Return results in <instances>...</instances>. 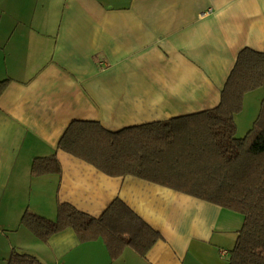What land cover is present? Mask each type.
<instances>
[{
    "label": "crops",
    "instance_id": "crops-1",
    "mask_svg": "<svg viewBox=\"0 0 264 264\" xmlns=\"http://www.w3.org/2000/svg\"><path fill=\"white\" fill-rule=\"evenodd\" d=\"M244 47L264 52V0H0V211L54 220L67 202L99 216L117 197L161 235L144 257L127 247L112 261L101 239L68 227L43 242L17 223L0 234V264L12 250L44 264H228L242 214L105 175L57 142L73 120L116 131L216 106ZM261 108L264 84L244 95L238 136ZM52 154L60 173L32 176Z\"/></svg>",
    "mask_w": 264,
    "mask_h": 264
},
{
    "label": "trees",
    "instance_id": "trees-1",
    "mask_svg": "<svg viewBox=\"0 0 264 264\" xmlns=\"http://www.w3.org/2000/svg\"><path fill=\"white\" fill-rule=\"evenodd\" d=\"M8 79L0 80V95ZM264 84V52L242 48L216 106L198 112L121 128L98 121H71L57 149L104 173L131 175L188 194L244 216L228 264H264V108L251 128L236 136L235 115L244 95ZM55 154L33 159L30 174L60 173ZM21 224L46 241L72 228L80 242L101 239L113 261L131 248L144 257L161 235L122 200L114 198L99 216L67 202L50 220L26 210ZM7 264H42L33 255L12 250Z\"/></svg>",
    "mask_w": 264,
    "mask_h": 264
},
{
    "label": "rangeland",
    "instance_id": "rangeland-1",
    "mask_svg": "<svg viewBox=\"0 0 264 264\" xmlns=\"http://www.w3.org/2000/svg\"><path fill=\"white\" fill-rule=\"evenodd\" d=\"M264 112V111H263ZM238 133H236V136H238L237 135ZM242 135V134H241ZM244 135V134H243ZM242 135V136H243ZM241 136V137H242ZM239 137V136H238ZM25 210L20 214V213H7V212H1L0 211V234H1V232H6V234H9V236H11V234L12 233H14L15 232V229H13L14 228V226L18 223H20L21 224V217H22V215L24 214V212L26 211V207L24 208ZM28 211H30V212H34V211H32V210H28ZM34 213H36V212H34ZM37 214H39V213H37ZM39 215H42V214H39ZM43 216V215H42ZM57 216V215H56ZM47 218V217H46ZM8 223H11V226H7V224ZM23 227H25L23 224H21ZM25 228H27V227H25ZM12 232V233H11ZM11 233V234H10ZM38 238V237H37ZM39 239V238H38ZM41 240V239H40ZM41 241H43V242H46V241H44V240H41ZM16 251V250H15ZM17 252H19V253H26V252H20V251H17ZM27 254H30V255H33V254H31V253H28L27 252ZM137 254V253H136ZM138 255V254H137ZM35 258H37L38 260H39V262L40 263H42V264H44L37 256H35V255H33ZM139 256V255H138Z\"/></svg>",
    "mask_w": 264,
    "mask_h": 264
}]
</instances>
